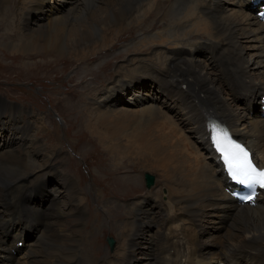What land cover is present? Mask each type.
I'll return each instance as SVG.
<instances>
[{
	"label": "bare ground",
	"instance_id": "bare-ground-1",
	"mask_svg": "<svg viewBox=\"0 0 264 264\" xmlns=\"http://www.w3.org/2000/svg\"><path fill=\"white\" fill-rule=\"evenodd\" d=\"M16 1L0 0V25L5 20L8 25V34L0 32V51L5 47L14 55L43 54L49 62L68 57L83 63L111 51L120 36L135 27L143 35L133 45L135 54L159 46L148 56L132 54L127 66L118 69L132 79L137 74L134 82L111 90L113 95L85 87L82 98L93 107V113L86 108L93 120L87 124L101 132L95 133L101 141H108L105 148L115 165L158 170L159 182L168 184L171 195L161 205L148 194L137 197L124 213L125 220L112 221L102 207L115 209L118 199L99 203L87 194L77 199L83 189L65 174L57 146L51 150L31 138L22 127L26 111L0 99V168L20 167L12 184L6 181L10 171L0 174V264H80L81 255L101 238L103 227L92 230L103 222L115 225L113 231L124 224V245L99 264H264V200L258 206L232 202L206 139V118L198 115L204 111L206 117H222L264 158V110L256 109L264 104L258 96L264 90V22L256 18L252 0ZM166 1L171 5L162 17L170 19V25L163 21L155 37L144 29L147 18H159ZM10 33L18 34L15 40ZM160 47H166L165 52ZM143 87L151 88L147 95ZM128 92L134 96L125 98ZM121 101L125 104L117 105ZM247 111L261 115L249 118ZM33 119L38 129H47L43 117L33 114ZM128 171L117 175L140 183V172ZM48 175L54 177L50 192L43 181ZM94 182L97 189L100 182ZM86 209L90 220L83 219ZM253 215L258 216L254 226L244 218ZM187 228L195 232V247L188 246L192 255L179 259L174 250L187 244ZM27 232L35 236L34 242L15 248ZM16 250L24 252L21 257Z\"/></svg>",
	"mask_w": 264,
	"mask_h": 264
},
{
	"label": "rangeland",
	"instance_id": "rangeland-1",
	"mask_svg": "<svg viewBox=\"0 0 264 264\" xmlns=\"http://www.w3.org/2000/svg\"><path fill=\"white\" fill-rule=\"evenodd\" d=\"M57 1L59 0H53L54 3H57ZM69 2L70 1H68L67 4H69ZM13 3L17 4V1L13 0ZM62 3H64V5H67L65 4V1H62ZM170 5H171V1L170 2L166 1V6L163 9H159V14H160L159 18H155V15L148 17L147 19L148 21H150L148 22V28L147 25L145 28L144 27L142 28L146 29V32L150 33V35H154L156 37L157 34L161 32V30L163 29L162 28L163 21L165 23L166 22L168 23V21L170 20V19H163L162 17ZM0 18H1L0 19L1 22L2 17ZM151 22H153L151 26V29L152 27H154L153 31H149ZM3 24L5 25H0V32L5 31L8 34V32L6 31L8 29L7 21L5 20ZM168 24L170 25V23ZM134 29L135 30H128L123 35H121L118 43L115 45L113 49H111V51L106 53L101 51V53L96 55V57H93L91 58V60L89 59L87 60V62L85 61L83 63H79L75 61V59H70L68 57L60 58L58 62L56 60L53 61L54 59L51 62H49L50 59L45 58L43 54L40 55L27 54L25 56L14 55L10 51L11 50L10 48L7 49L5 47H3L4 50L0 51V90H2L0 92L6 94L23 93V94L31 95V92L25 89L23 85L31 83L33 84L32 87H35L37 85L46 86L47 85L46 81L48 80L52 82L60 83V86L56 89L55 93L52 94H48L46 92L41 93L40 91L41 89L37 88L36 93H40V94L37 95L33 92V105L35 106V107L33 106V110L31 107H28V104L26 103H18L17 102L19 100L18 96L12 97L7 95H2L0 93V99L3 100L7 99L8 102L5 100L7 103L9 102H10L9 104L14 103L12 105L14 106L18 105L17 107L18 108L21 107L20 109L25 108L29 114L33 113L34 115L43 117L45 119L44 124H46L48 127L43 131H41V129H38V127L35 126L34 119H33V125L29 120V124L31 125L29 132L31 134V138L33 137L36 138L38 142H41L43 145H45V147L51 150L53 149V146H57V143L55 142H59L61 147L62 148L64 147V149H60L59 146L55 147L56 156L59 155L57 158L63 156L61 165L63 166L62 167L63 170H65V174L67 176L74 174L73 177L78 181V183H80L79 184V187H81L80 189L81 190L83 189L82 191L84 193L82 192L79 193V198L77 199L79 200L85 199L86 194L90 197L89 200L92 199L98 200L99 203H101L103 199H105V201L106 199L107 200L110 199L111 201H115L116 199H118V202H116L118 205L115 209L112 207V205L107 207H102V212H104V214H106L107 216H111L112 221L123 217L124 218L122 220H125L124 213L131 206L132 202L137 197H141L142 195L148 194L151 196V199L154 201V204H157L158 200H159L158 204H160V202L163 203V201L164 203L168 202L169 201L168 198H170L171 195L170 191H168L169 190L167 187L168 184H164L163 181L159 182L161 179L158 170L149 171V173L151 172L152 174H154L156 182L151 188L148 189L145 187L144 185L145 183H143L144 178L142 181V173L144 172L145 168L143 169V167L140 166L139 164L134 166L133 164H127V163L116 166L114 159H112L110 155V152L105 148L108 145V141L107 140L106 142L105 140L101 141L95 135V133L97 132L101 133V132L94 131L91 124H87L90 119V114L86 110V108L90 111V113H93L91 109L93 107L89 106V104L87 103L88 101L86 102L82 98V96L85 93L84 88L85 87L88 88L87 90L96 88L98 90V93L112 94L111 90L118 89L122 84L125 85L131 84L136 79H138L139 76L136 74L135 77L132 79L131 76H129L128 74L126 76L119 74L118 69L127 66L128 57L132 56V54L140 57L148 56L150 53L156 51L155 49L159 48V46H154L148 49V51H138L135 54V52L133 51L134 48L133 45L143 35L139 31L140 28L135 27ZM144 29L142 30V32L145 31ZM10 34H13L12 37H10V39L15 40V37L18 36L17 33H10ZM22 35H23V31H22ZM6 37H3V39L7 40ZM202 39L205 40L208 39V37L203 35ZM166 47L168 48V46ZM166 47H160V52H165ZM188 49L190 50L191 48L188 47ZM107 58L109 59L106 60ZM226 58L227 56L223 58V60L226 61ZM33 63H36L35 64V66H37L36 68H33ZM27 64L29 66H26ZM98 65L100 66L97 67ZM86 66H88L90 70H86L87 69ZM215 68H221V67H219L216 64ZM110 76L113 77L110 78ZM143 81L144 82L148 81V79L144 78ZM106 84H107L106 88L98 87ZM139 85H144V84L140 83ZM150 89L151 88L146 89L143 87V93L147 95ZM89 92L92 93V91ZM140 93H142V89L141 92H137L135 96H137ZM152 93L153 92H151V94ZM131 94L132 92H129L127 96L128 95L131 96ZM116 98H118V96H116ZM48 103H51V105L55 109L62 110L61 113L66 120L58 112L54 111L52 107L49 106L46 108ZM123 104H125L124 101H121L120 104L118 103L117 105H123ZM256 109L257 110L261 109L258 104ZM49 112L53 114V116L57 119L58 123L61 126H63V128H61L59 124H55L53 117L51 114H49ZM247 113L249 114L250 112L247 111ZM260 115L261 113L258 114L256 112V115L250 113L248 116L249 118L255 119V117H258ZM31 118H33V116ZM90 122L92 123L93 120L90 119ZM23 126H25V128ZM22 127L27 130L28 128L27 120H23ZM56 130L63 131L64 133L63 135L61 134V132H56V133H58L61 136H64V142L62 141V138L59 137L58 134L53 133ZM1 139L2 138L0 137V140ZM1 142L2 140L0 141V143ZM52 164L53 167L58 171L59 170L58 165H56L55 163ZM4 170L10 171L9 173L10 177H7L6 181L9 180L8 183L11 184L14 183L17 174L20 171V167L19 166L1 167L0 174L3 173ZM127 170H130L128 171V173L140 172V175H138L139 178L137 177L140 180V183H137L135 178L132 179L136 183L132 179L131 180L124 179L125 176L117 175V174H124L127 172ZM46 177L43 181L46 183V185L48 184L46 187L47 190H49L50 192V189L54 184L53 181L54 177L51 175H48ZM115 177H117L118 179L117 183H116L117 179H115ZM61 178L65 179V177H61ZM95 178H97V181L100 182V185H97V189H94L93 186L97 184V182H94ZM114 179L115 182L112 181ZM121 179L123 181H121ZM124 180H127L128 182ZM1 183L2 182L0 180V188H2ZM57 186H59V182ZM60 187H61V183H60ZM101 187L102 189H100ZM163 187L165 189H163ZM1 190L2 189H0V194H1ZM97 190L100 191L96 192ZM103 192H105V194ZM149 192H153V193H149ZM62 194L64 199L66 200V196L64 195V193ZM158 196H160L159 199ZM164 196L166 197L164 198ZM60 200L61 197L56 198V201L59 202ZM73 203L76 204L75 202ZM78 207H75V209H78ZM68 210L72 211L71 208L67 207L66 211L69 212ZM160 210L163 212L164 207H160ZM171 210L174 211L173 208H171ZM88 217L90 220L91 219L90 212L89 210L86 209L83 219L86 220ZM256 217L258 218V216L253 215L251 219L250 217H244V218L247 219V221L250 222L252 226H254L255 225L254 222L257 219ZM242 224L246 225L247 223L242 222ZM114 226L115 225L109 222L106 223L103 222L101 223L100 228L98 229L92 227L93 233H95V230L99 232L103 227V229L98 233L99 235H101V238L98 241L94 242L93 246L89 248V250H87L86 253L81 255L80 264L81 263L99 264L102 258L107 256L108 254L112 255L114 253H117V251L120 250V247L124 245V239H123L124 237L123 235L125 234V232L123 233L124 224H122L120 228L118 227V229L115 231H113ZM28 227L30 226L28 225ZM28 227L27 229H29ZM184 233L187 244L185 242L184 244L177 245L176 249L174 250V253L179 259H184L192 255L193 251L189 250L188 246L189 248L192 249L195 247V232L187 228L184 231ZM107 235H112L116 239V245L113 249L109 248L106 242ZM34 240H35V236H32V233L27 232L25 239L26 246H27V242L31 243L34 242ZM15 253L18 254L17 257H21L24 252L19 253V251L16 250ZM213 264H215V262Z\"/></svg>",
	"mask_w": 264,
	"mask_h": 264
},
{
	"label": "snow or ice",
	"instance_id": "snow-or-ice-1",
	"mask_svg": "<svg viewBox=\"0 0 264 264\" xmlns=\"http://www.w3.org/2000/svg\"><path fill=\"white\" fill-rule=\"evenodd\" d=\"M213 129L212 141L230 177L242 185L249 187L258 185L264 188V168L256 165L248 149L232 140L226 130H220L215 125ZM244 199L251 200L252 197L247 196Z\"/></svg>",
	"mask_w": 264,
	"mask_h": 264
},
{
	"label": "water",
	"instance_id": "water-1",
	"mask_svg": "<svg viewBox=\"0 0 264 264\" xmlns=\"http://www.w3.org/2000/svg\"><path fill=\"white\" fill-rule=\"evenodd\" d=\"M147 178H148V181H149V182H148L149 185H151V184L153 183V177L147 175Z\"/></svg>",
	"mask_w": 264,
	"mask_h": 264
}]
</instances>
